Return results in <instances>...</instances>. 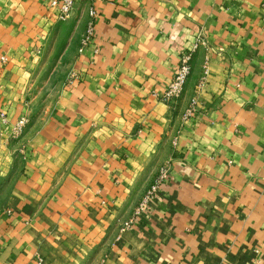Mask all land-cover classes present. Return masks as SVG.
Segmentation results:
<instances>
[{"label":"crops","instance_id":"0c3cea01","mask_svg":"<svg viewBox=\"0 0 264 264\" xmlns=\"http://www.w3.org/2000/svg\"><path fill=\"white\" fill-rule=\"evenodd\" d=\"M53 1L0 0V264H264V0Z\"/></svg>","mask_w":264,"mask_h":264},{"label":"built area","instance_id":"2783aa9c","mask_svg":"<svg viewBox=\"0 0 264 264\" xmlns=\"http://www.w3.org/2000/svg\"><path fill=\"white\" fill-rule=\"evenodd\" d=\"M81 1L84 0H54L52 2V6L58 8V17H57L58 20L67 21L71 17L75 9V6ZM89 13L91 18L94 20V18L97 16L96 11L93 8H91ZM93 20H91V22L88 24L86 33L83 36L82 39L83 48L86 47L94 37L95 25ZM197 48H198V43L195 44L190 51L183 53L182 56L180 57V62L174 74V77L169 82L168 87L166 88L163 95V100L166 103H173L183 95L192 71V58H193L192 54L194 51L197 50ZM207 74L208 72L207 70H205L203 76L200 79L199 88H203L206 85ZM76 76L77 75L75 73H72L69 80L70 81L74 80ZM198 108H199L198 100L193 99L184 114V119L187 120L192 118L196 114ZM26 123H27V117L26 116L21 117V119L17 122L15 126V131L16 132L22 131ZM168 178H169V169L166 166L161 167L158 176L156 177L151 187L146 191L142 200L135 209L132 218L124 224V229H130L134 227L135 225L138 224L139 218H141L143 215L149 214L151 202L157 197L160 187L164 183H166ZM253 264H262V263H253Z\"/></svg>","mask_w":264,"mask_h":264},{"label":"rangeland","instance_id":"374dc122","mask_svg":"<svg viewBox=\"0 0 264 264\" xmlns=\"http://www.w3.org/2000/svg\"><path fill=\"white\" fill-rule=\"evenodd\" d=\"M69 71H70V70H69ZM49 72H52V71H51V70H47L46 73H45V71L42 73V75L40 76L41 81H43V79L46 77V75H47ZM57 72H59V71H57ZM57 72L54 73V77L57 79V80H56V83H59L62 77L58 76V73H57ZM71 74H72L71 72H68V74H67V79H70ZM42 86H43V85H41L40 88H43ZM48 88H49V89H53V90L55 89V87H52V88H50V87H46V88H44V93H46V91L48 90ZM37 107H41V104L37 105Z\"/></svg>","mask_w":264,"mask_h":264}]
</instances>
